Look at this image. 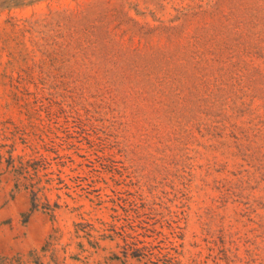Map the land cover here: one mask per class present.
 Masks as SVG:
<instances>
[{"label": "rangeland", "instance_id": "rangeland-1", "mask_svg": "<svg viewBox=\"0 0 264 264\" xmlns=\"http://www.w3.org/2000/svg\"><path fill=\"white\" fill-rule=\"evenodd\" d=\"M9 144L0 264H264V0H0Z\"/></svg>", "mask_w": 264, "mask_h": 264}, {"label": "trees", "instance_id": "trees-1", "mask_svg": "<svg viewBox=\"0 0 264 264\" xmlns=\"http://www.w3.org/2000/svg\"><path fill=\"white\" fill-rule=\"evenodd\" d=\"M25 147L28 146L24 141ZM5 154L0 152V164H4V173L8 174L13 181V188L15 190H27L31 194V203L33 209L37 207L39 200L38 192L44 187H37L39 177L38 172L40 167L46 162L45 158L26 157V155H13L14 147L12 144L8 145ZM48 205V204H46ZM57 207V204H55ZM49 210H53L49 206H45ZM125 242L126 237H123ZM145 254L141 257H144Z\"/></svg>", "mask_w": 264, "mask_h": 264}]
</instances>
